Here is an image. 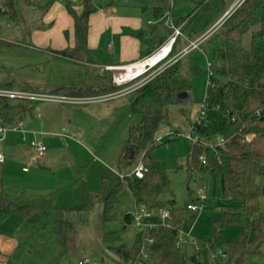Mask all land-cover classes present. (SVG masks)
<instances>
[{"label":"rangeland","instance_id":"rangeland-1","mask_svg":"<svg viewBox=\"0 0 264 264\" xmlns=\"http://www.w3.org/2000/svg\"><path fill=\"white\" fill-rule=\"evenodd\" d=\"M149 1L154 6L160 4L158 0ZM164 1L169 5L165 12L171 14L172 11L174 19L189 20L184 28V37L194 40L205 35L236 0ZM60 2L64 4L66 0ZM93 2L98 8H108L117 0ZM73 6L80 11L82 2H74ZM45 15L37 6L24 8L19 22L4 20L1 23L0 40H4L6 45H0V85L6 76L45 91L70 86L73 82L79 85L78 82L85 83L86 68L93 75L85 85H98L100 81L95 72H103L88 63L90 60L81 48L62 52L44 51L40 47L34 34L50 29L44 21ZM218 29L182 62L185 65L187 60L193 59L194 68L188 72L180 70L173 77L171 91H160L157 95V99L167 105L169 114L157 131V136L162 137L156 143L153 156L169 168L171 198L183 211L180 237L193 241L188 248L190 250L184 248L187 254L198 252L197 249L211 236L213 226L219 223L224 212L241 209L240 202L222 196L218 174L190 172L186 165L187 149L192 143L188 135L194 136L192 128L209 87L207 64H210L213 74L221 65L220 44L216 36ZM65 53L69 55L68 59L62 57ZM75 59H81L83 63L78 64ZM137 84L140 82L127 85L129 93L136 90ZM186 92L189 97L185 98ZM50 105L55 104H40L37 114L26 121L23 128L19 126L8 130L1 143L6 154L3 192L19 204H32L36 208V213L18 230L24 237V248L18 250L12 260L14 264H80L85 259L89 260L87 264H118L115 254L103 242V233L121 231L124 216L138 212L139 208L134 210L132 198L124 188L120 193L121 202L114 208L118 219L102 227L100 214L111 186L119 183L120 177L131 176L140 163L133 166L124 164L119 171L112 168L127 139L128 129L137 124L140 117L130 112L128 97L109 103L122 108L120 113L123 116L119 124L109 122L106 113L97 117L90 111L92 107L105 105L59 104L50 113L56 128H49L39 111L54 107ZM34 119L36 125H33ZM21 137L28 142L22 141ZM11 138L17 145L14 148L8 145ZM34 140L46 146L48 161L31 160L30 143ZM72 158L76 159V163L72 162ZM257 185L263 187V177L257 178ZM201 193L206 196L204 205L198 199ZM188 205L198 206L199 209L197 212L190 211ZM260 206L264 212V197H261ZM13 219L20 220L16 215L10 218ZM11 222L5 223L0 230L13 231L15 228L10 226ZM164 222L157 214L146 218L141 227L134 222L120 232V241L114 245L124 244L127 250H131L142 230ZM240 231V227L231 225L224 229L223 234L226 241L232 242ZM245 264H264V257L248 256Z\"/></svg>","mask_w":264,"mask_h":264},{"label":"trees","instance_id":"trees-1","mask_svg":"<svg viewBox=\"0 0 264 264\" xmlns=\"http://www.w3.org/2000/svg\"><path fill=\"white\" fill-rule=\"evenodd\" d=\"M80 1V11L75 10L71 3H67V9L74 20L75 41L79 48L85 50L90 17L96 7L93 0ZM56 2L5 0V13L0 20L17 23L24 8L37 6L45 14ZM165 10L164 4L155 10L158 19H161L160 24L170 18L165 16ZM188 21L179 18L174 23L178 28ZM216 36L220 44L221 65L210 79L199 120L193 125L192 132L197 141L188 146L186 165L190 172L218 174L222 196L240 202L241 209L224 212L197 253L185 252L180 237L183 211L171 198L169 168L153 156L158 142L157 131L169 114L167 105L158 101L155 94L171 91L173 77L179 73L181 60H178L148 83L127 94L130 112L140 119L128 131L125 145L119 153V163L133 166L140 161L145 167V174L143 178L133 174L125 176L112 187L105 197L100 223L104 227L118 219L114 208L120 204V193L124 188L129 192L135 209L142 205L148 211L167 209L170 217L162 225L142 230L131 250H127L124 244L115 246L114 243L120 241V232L134 223V213L124 216L121 231H105L103 242L115 254L118 264H245L248 256L264 257V212L260 206L264 185L262 188L257 185V178H264V0H246L225 20L216 31ZM178 39L179 36L166 60L177 55ZM4 43L0 40V45H6ZM151 55L143 54L142 60ZM98 80V85L72 84L50 93L90 97L121 89L113 84L112 74L108 71L98 76ZM0 87L33 91L27 83L12 80L9 76L5 77ZM39 105V102L0 98V126L11 128L22 124L34 115ZM245 134H252L253 137L251 141L241 143ZM219 138L225 143L218 144ZM2 183L0 173V227L13 215L22 220L31 218L36 213L35 206L19 204L8 198L3 193ZM231 225L240 227L241 231L235 241L228 242L223 231ZM143 247L147 248L146 259L141 257Z\"/></svg>","mask_w":264,"mask_h":264},{"label":"crops","instance_id":"crops-1","mask_svg":"<svg viewBox=\"0 0 264 264\" xmlns=\"http://www.w3.org/2000/svg\"><path fill=\"white\" fill-rule=\"evenodd\" d=\"M158 1H160V4L156 6L152 5L153 2L149 0H135L134 2L131 0H117V2H112L108 8H103V7L98 8L95 5L96 11L91 15L89 21L87 48L85 50L82 49V52L84 53L86 52V57H88L90 60L88 61V63L90 62L96 69L102 70L103 73L101 74L95 72L97 77L103 75L104 72H107L106 68L109 66L130 65L142 60V55L145 53L153 54L159 48H161L166 44L169 38L173 36L172 34H174L176 29H180L181 31V34L179 35V39L177 42V54L182 52L188 45L197 41L201 37L200 36L194 40L185 38L184 28L186 27V24H182L177 28L174 23L175 19L172 14V11L171 14L164 11L165 16H168L170 18H168V20L164 24H160L159 22L161 21V19H158L155 10L157 7H160L163 4V2L166 9L169 5L164 0H158ZM67 3H71L72 7L74 8L73 6L74 2H71L70 0H66V3L64 4L61 3L60 0H57V2L48 10V12L44 17V21L47 23L48 26H50V29L46 32L38 31L34 34L35 40L39 42L40 47L44 51L59 50L63 52V51L77 50V49L80 50V48L78 47L75 41L74 20L68 12ZM231 7L222 13V15L216 20V22L210 27V29L221 21L223 16L231 9ZM170 33L171 35H169ZM198 48H200V45ZM190 52L186 54V56H183L181 59H179L181 60L179 72L180 70H183V72L185 71L188 72L194 68L193 59L187 60L185 65H182V62L186 57H188ZM68 56L69 55L66 53L62 55V57L65 59H68L69 58ZM75 60H76L75 62H77L78 64L83 63L81 59L79 60L75 59ZM85 70L86 73L84 74L85 75L84 81L86 83L87 82L86 80L92 78L93 74H91L92 72H90L89 69L86 68ZM85 83L78 82L79 85H85ZM32 88L35 91L48 92V93L57 90V89H52V90L49 89L45 91L39 88H34V87ZM159 92L155 94L156 99ZM124 97H127V95L120 96L118 98H115L107 102L93 103V105L95 106L98 105H105V106L92 107L90 111H92L93 114L97 117L101 113H106V116L109 118V122H112L113 124L115 123L119 124L123 116V114L120 113V110L122 108L119 107L118 105H109V103L118 101L119 99H122ZM183 97L185 98L189 97L188 93ZM55 105H59V104H55ZM55 105H50V107L54 106L51 107L50 109L42 108L41 112L39 111L40 114H43L42 118L45 121L44 123L47 124L49 128L50 127L56 128L55 124L52 121V115H50V113H52L51 111L57 108V106ZM37 112L38 110H36L33 116L28 117L19 126L23 128V124L26 121L33 118L37 114ZM35 123H36V119L33 120V125H36ZM156 137H157V141L159 142V139L162 136L158 135ZM25 142L28 141L25 140ZM9 144H11L13 148L17 146L12 138L9 139L8 145ZM120 151L118 152V154L116 155L113 161L114 167L112 168L116 171L121 170L124 164H126V163L124 164L119 163ZM3 153L5 155V162L3 164H0V173H2V177H3V166L6 163V154L4 147H3ZM29 153L30 155H32L31 160L35 162H39V161L46 162L49 159V156H47L46 153L44 156L39 157L32 147L30 148ZM12 156H13L12 159H14V155ZM72 162L76 163V159L72 158ZM23 171L25 172V168H23ZM123 177H120L119 181H121ZM113 186L115 185H112L111 189ZM5 195L8 197L7 194ZM11 200H15V199H11ZM134 210L136 209L134 208ZM10 218L7 219L5 223L12 221L11 222L12 224L10 226H13L15 229L13 231L0 230V264H14L15 261L12 259L15 257V254L17 253L18 250H22V248H24L22 244L23 243L22 238L24 237L20 236L21 232L18 230L19 228L25 226V223L30 218L27 220H22L19 217L18 218L20 220H15V219L10 220ZM192 242H193L192 240L182 239V244L185 245V248L187 250H190L188 248L190 247Z\"/></svg>","mask_w":264,"mask_h":264},{"label":"built area","instance_id":"built-area-1","mask_svg":"<svg viewBox=\"0 0 264 264\" xmlns=\"http://www.w3.org/2000/svg\"><path fill=\"white\" fill-rule=\"evenodd\" d=\"M70 1L71 2H77L80 0H70ZM245 1L246 0H236L234 2L233 6L231 7V9L227 12V14H225V16L221 19V21L216 26L211 28L205 35L201 36L197 41L188 45L182 52H180L179 54H177L173 58L166 60V58L171 53V50H172V47L175 43L176 37L181 34L180 29H176L174 32V35L169 39V41L166 43V45L159 48L150 57L158 55V53L162 52V50H164L167 46H169L168 54L162 60L157 62V64H155L153 66H149L148 69L146 68L145 71H143L142 73H140L136 76H133V77L128 78V79H123L122 74L124 72H126L128 70V68H131L137 64H140L141 62H144L146 59H148L150 57H148L144 60H141L139 62L130 64V65H126V66H109V67H107L106 70L112 74L113 84L115 86L121 88L118 91H115L113 93H109V94H105V95L90 96V97H79V96H67V95H62V94L40 92V91L35 92V91H29V90H13V89L0 88V98H7V99L19 100V101H33V102H39L40 104H42V103L47 104L48 103V104H69V105L83 106V105H87V104L107 102V101L113 100L115 98H118L120 96H124L125 94L129 93V89H127V85L132 84L134 82L135 83L140 82V84H137V87H135V89L143 86L144 84L148 83L150 80L155 78L162 70H164L165 68L174 64L176 61H178L183 56L188 54L191 50L198 48L199 45L201 44V42L204 41L207 37H209L210 34L215 32V30L218 29L219 26L222 25V23L230 16L229 14L236 11ZM4 13H5V0H0V16H2ZM3 21H4L3 19L0 20V23H2ZM163 61H165V62L160 67H158L157 69H155L151 73L147 74L148 71L155 68L158 64H160ZM207 68H208V83L210 85V79L212 76H214V74L210 70L211 66L209 63L207 64ZM197 120H199V118ZM17 127H19V125L11 127V128L0 126V164H3L5 162V155L3 153V148L1 146V143L4 139L3 136L8 130L15 129ZM177 135L181 136L180 133H178ZM252 137H253L252 134H245L244 137L241 139V143L251 141ZM188 139L191 142L197 141V139L191 134L188 135ZM23 140H25V139L23 138ZM217 143L218 144H224L225 141L223 139L219 138ZM30 145L35 150V152L37 153V155L39 157H42L45 155V152H46V146L45 145L38 143L35 140L32 141ZM202 159L204 161V158H202ZM144 174H145V167L140 162L137 165V167L134 169L133 175L136 176L137 178H143ZM198 199L201 201L202 205H204V202L206 201V196L201 193L198 196ZM198 209H199L198 206L188 205V210L196 212V211H198ZM154 214L159 215V217L163 220H166L170 217V212L167 209L160 210L159 212L148 211L146 206L142 205L139 207V211L134 213V222H136L137 225L139 227H141L144 224V220L146 218L153 216ZM150 243H151V241H150ZM141 257H142V259H146L148 257L147 248H144V247L142 248ZM87 263H89V260L85 259L80 264H87Z\"/></svg>","mask_w":264,"mask_h":264},{"label":"bare ground","instance_id":"bare-ground-1","mask_svg":"<svg viewBox=\"0 0 264 264\" xmlns=\"http://www.w3.org/2000/svg\"><path fill=\"white\" fill-rule=\"evenodd\" d=\"M168 52L169 46L162 50V52L158 53V55L152 56L146 59L144 62L135 65L134 67L128 68V70L122 74L123 79H128L142 73L146 70L147 66H153L162 60L168 54Z\"/></svg>","mask_w":264,"mask_h":264},{"label":"water","instance_id":"water-1","mask_svg":"<svg viewBox=\"0 0 264 264\" xmlns=\"http://www.w3.org/2000/svg\"><path fill=\"white\" fill-rule=\"evenodd\" d=\"M147 69L149 68V66L146 67Z\"/></svg>","mask_w":264,"mask_h":264}]
</instances>
